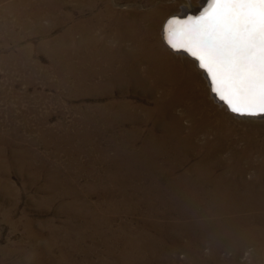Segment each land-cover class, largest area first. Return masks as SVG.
I'll use <instances>...</instances> for the list:
<instances>
[{
	"label": "rangeland",
	"instance_id": "374dc122",
	"mask_svg": "<svg viewBox=\"0 0 264 264\" xmlns=\"http://www.w3.org/2000/svg\"><path fill=\"white\" fill-rule=\"evenodd\" d=\"M56 1L57 2L53 0H0V110L3 109L4 112L9 114L24 113L22 116L27 129V131H25L26 143L29 145L32 140H38L37 146L32 144L30 145H32L33 149H37L38 153L40 152L39 155L42 162L41 166L43 167H41L42 171L40 172L37 183L29 182L30 178L27 177H29L30 174L26 177L24 186L25 189H23L20 185V178L14 171L12 173L14 179L13 177H11V179L12 184L17 185L14 186L15 194L13 193L12 196L7 198L5 201L0 199V264H4L2 261V251H5L9 245V247H17V245H19L24 249L29 247L30 239H28L29 237L27 234L29 231H38L40 234V244L42 245L43 249V261L46 264L52 263L51 258H53V256L65 260L64 263L69 262L72 258V261L69 264H78V262L79 264H174V262L175 264H264V232H259L258 229L259 225H264V195L262 193H254L255 187L259 188L262 183L264 184V117L260 119L244 120L230 115L226 117L227 119L220 117L218 122H216L214 116H211L210 114L209 117L211 118V121L209 123H212L214 126L212 128L208 127L206 129V126L201 125L200 128L194 132V134L189 136V128L193 126V124L194 126L195 124L198 125V122L204 118L202 113L198 110L199 108L197 104L202 105L203 101L207 103L209 102L206 101L207 99H205V97L201 94H199V100L201 98L203 101H194V104L189 102L183 96L181 99L182 102L176 104V109H173L175 115L177 116L178 122L181 125V130L179 132L180 136L174 140V142L176 141V144L174 143L173 147H163V152H161V149L158 150L159 152H156V154L161 153L166 155V159H163L162 156L154 157L158 163H153V159V162L148 169L151 171L148 174V180H146L145 183L134 180L135 184L137 183V186L140 187L141 190L138 195H136V197H132L134 199L130 198L127 201L130 204L129 206L131 207V210L123 212L125 209V205L123 206L124 199L121 198V195L116 194V192H119L116 187H119L120 190H124L126 182H130V178L126 177L124 179L125 175L123 170L119 168V166L113 163L111 164L110 161L106 163L104 162L102 164L99 162H97L99 164H93L94 167L91 170H93L92 172L94 174L91 173L88 175L89 170L87 169H90L91 167L86 168L87 164L91 166L93 160H96L98 152L97 150H94L92 155L90 149H78L75 147L78 140L75 138L77 137L75 132H77V130L82 131L83 129V126H81V123L79 122L81 116L80 108L85 106V104L93 103V101L102 100V102H104V100L106 99L105 101H107L108 98L111 100L113 98L120 97L119 89H116V87L110 91V95L101 94V96H95L96 94L85 93L77 90L72 86L73 83L70 76V67L68 66L71 57H73L72 51L74 45H77V43L83 41L87 34L94 37H100L102 0H92V3L90 0ZM76 1H78V3H76ZM180 7V2H174L173 4L169 3L166 13H180ZM42 8L46 9V11ZM173 15H170L165 19L163 28L167 20ZM74 22H78L77 24L80 25V29H78L77 32H74L73 28L71 27ZM83 22L84 24H82ZM85 47L86 45H81L79 57H82ZM143 93L135 91L132 94H128L126 97L133 100L134 103L139 102L145 104L147 107H153L155 105L154 100L157 98L158 92ZM186 105H189L192 109H188ZM164 107L166 108L165 105ZM166 114L168 115L169 113L165 112L164 116H166ZM195 119H197V122H194ZM129 125H135L137 127L139 126L142 134H147L152 127V123L150 121L140 119ZM153 128V131L156 132L155 135H161L162 130L159 127L155 126ZM245 132L247 133L245 134ZM217 134L218 139L216 138ZM73 136L74 138H72ZM185 136H187L186 139ZM91 140L93 141V138H91ZM213 144L215 145L213 146ZM112 153L113 152L110 150L107 151V154H110L111 157H113ZM202 158H204L205 161ZM162 160L166 161L164 162ZM191 164L193 167H191ZM230 164L235 165L233 167ZM111 167L113 171H111ZM218 168H220V170ZM160 171L162 172L160 173ZM108 174H110V176ZM72 177H77V186L83 189L85 188L84 190H86L87 194L83 195V198L86 197V199L91 204H95L96 202L100 201L102 204V200H104L103 205L105 207L106 200H108L110 197L107 199L103 198V195L101 194L103 189L101 181L103 180V182H106L107 180L112 179V187L114 191H116L115 198H110V200L107 201V204L110 205V207H113L112 211H117V213L112 211L107 212L108 210L106 211L105 207V209H102L101 207L99 210L98 208H92L89 210L82 209L81 211L84 210V213H81L80 217L77 219V212L75 209L77 210L79 208H76V203L74 204L73 202L74 197L71 194L73 190L67 191L66 188H63L60 184H57V181L62 178H67L66 180L70 181ZM219 177L221 178L219 179ZM193 180L195 182H193ZM225 180H228L227 183L224 182ZM152 181H154V184ZM191 181L192 183H190ZM113 184H117L118 186H113ZM206 189L209 190L206 191ZM66 192H69V194H66ZM258 201L259 203H257ZM63 203L68 205V207H64ZM185 205L186 207H184ZM216 207L217 209L215 210ZM182 209L184 211H182ZM236 209L237 211H235ZM7 213H9L8 217H6ZM97 213L98 215H96ZM94 216L95 218H93ZM107 217L109 220L106 219ZM80 218L88 220V223L86 225H81ZM211 222L214 223L212 224ZM105 224L108 226L107 228ZM77 225H80L79 229ZM246 226L247 228H245ZM104 229H108V231ZM179 229L181 230V233ZM208 230L212 231V235L208 233H205L206 235L204 234V232ZM66 231L67 233H65ZM185 231H188L187 234ZM241 232H243V235ZM257 232L259 233L257 234ZM104 233L107 235L105 236ZM144 233H147L146 236ZM106 237H109L108 240ZM67 240L70 242H66ZM192 240H194V242ZM182 245H185V247H182ZM84 249L85 251H83ZM226 250L228 251L226 252ZM69 252L73 253L69 254ZM155 252L157 254H155ZM211 252H213L214 257L212 254H210ZM79 256L80 258H77L76 260L75 258ZM49 260L51 261L49 262Z\"/></svg>",
	"mask_w": 264,
	"mask_h": 264
},
{
	"label": "bare ground",
	"instance_id": "6f19581e",
	"mask_svg": "<svg viewBox=\"0 0 264 264\" xmlns=\"http://www.w3.org/2000/svg\"><path fill=\"white\" fill-rule=\"evenodd\" d=\"M46 1V0H45ZM49 1V0H48ZM57 2L56 0H53ZM82 1V0H81ZM92 3V0H90ZM97 1V0H96ZM170 1V2H169ZM71 2V1H70ZM80 2V1H79ZM180 2V13H166L169 3ZM208 0H102V13L100 21V37L86 35L83 41L74 45L72 56L70 59V76L73 87L85 93L110 95V91L116 87L119 89V98L107 99L104 102L93 101L91 104H85L80 108V123L83 126L82 131L77 130L75 135L77 137L76 148L90 149L91 153L97 150L98 155L96 160L90 165L87 164L86 168L91 167L89 174L93 173V164L110 163L119 166L125 175L124 179L130 178V182H126L125 189L119 192L114 191L112 187V179L103 180L102 182V195L103 198H115L116 194L121 195L124 199L123 212L131 210L130 204L127 202L133 196L136 197L140 192V187L135 184V181L144 182L148 180V170L151 166L154 157L162 156L166 159V155L156 154V152L166 146L176 144V140L180 135L181 125L178 122L177 116L173 109L175 105L182 102L184 96L189 102L194 104V101H203L199 94L205 97L209 103L203 101L202 105H198V110L202 113V118L198 125L193 124L188 130V135L191 136L200 128L206 126V129L212 128L214 125L209 123L214 116L216 122L227 116L235 118L251 120L260 119L264 114L259 115H240L232 112L227 103L221 100L218 95L213 92L212 84L207 73L199 67V62L183 49H173L166 39V27L163 28L165 19L173 14L184 16L188 12L195 13L201 9ZM43 3V2H42ZM41 3V4H42ZM45 3V2H44ZM48 3V2H47ZM78 3V1H76ZM100 3V2H99ZM40 4V3H39ZM38 4V5H39ZM101 4V3H100ZM179 4V3H178ZM47 5V4H45ZM44 5V6H45ZM54 5V4H53ZM52 5V6H53ZM61 5V3H60ZM89 5V4H88ZM41 6V5H40ZM48 6V5H47ZM43 7V6H41ZM81 7V6H80ZM45 8V7H44ZM42 8L46 11V9ZM47 8V7H46ZM59 8V6H58ZM74 8V7H73ZM86 8V7H85ZM51 9V8H50ZM39 10V9H38ZM57 10V8H56ZM37 11V10H36ZM49 11V10H48ZM67 11V10H66ZM80 11V10H79ZM88 11V10H87ZM52 13V12H51ZM80 13V12H79ZM78 13V14H79ZM69 14V13H67ZM89 14V13H88ZM92 14V13H91ZM46 15V13H45ZM59 15V14H58ZM74 15V14H73ZM88 16V15H87ZM49 17V16H48ZM64 17V16H63ZM79 17V16H78ZM83 17V16H82ZM81 17V18H82ZM60 18V17H59ZM87 18V17H86ZM76 19V18H75ZM40 20V19H39ZM84 20V19H83ZM82 20V21H83ZM64 21V20H63ZM74 21V20H73ZM57 22V21H56ZM55 22V23H56ZM61 22V21H60ZM81 22V21H80ZM50 23V21H49ZM78 22H74L71 26L74 32L80 29ZM70 24V23H69ZM84 24V22L82 23ZM86 24V23H85ZM61 25V24H60ZM59 26V25H58ZM50 28V27H47ZM48 31V30H47ZM49 32V31H48ZM61 33V32H60ZM60 35V34H59ZM60 38V37H59ZM81 45H86L82 57H79L81 52ZM62 51V50H61ZM67 52V51H66ZM68 53V52H67ZM58 54V53H57ZM66 54V53H65ZM69 57V56H68ZM67 57V58H68ZM63 58V57H62ZM61 60V59H60ZM65 64V63H64ZM65 67V66H64ZM67 69V68H66ZM62 75V74H61ZM67 75V74H66ZM64 76V75H63ZM64 80V79H63ZM69 80V78H68ZM67 82V81H66ZM70 82V81H69ZM70 90V89H69ZM75 90V91H77ZM74 91V92H75ZM135 91L144 93L158 92L157 98L154 100L153 107H147L143 103L136 102L128 99L126 96ZM72 92V90H71ZM81 92V93H82ZM117 92V91H116ZM76 93V92H75ZM143 93V94H144ZM79 94V93H78ZM77 94V95H78ZM90 94V95H91ZM86 95V94H85ZM89 95V96H90ZM141 95V94H140ZM81 96V95H80ZM110 97V96H109ZM115 97V96H114ZM95 98V97H94ZM154 98V97H153ZM147 99V98H146ZM204 99V100H205ZM94 100V99H93ZM97 100V99H96ZM136 101V100H135ZM134 104H133V103ZM143 102V101H142ZM87 103V102H85ZM145 103V102H144ZM83 104V103H82ZM81 104V105H82ZM153 104V103H152ZM166 106V108L164 107ZM80 106V105H79ZM188 109H192L186 105ZM176 109V108H175ZM79 110V109H78ZM165 112L169 113L164 116ZM177 112V111H176ZM190 112V111H189ZM226 112V114H225ZM139 113V115H138ZM24 114V113H23ZM23 114L14 113L9 114L0 110V199L5 201L10 198L15 192L12 184V173L15 171L20 178L21 186H25L26 177L29 175V182L37 183L41 170L42 162L37 149H33L32 145H38V140H32L30 144L26 143L25 131H27ZM179 115V114H177ZM138 119L150 121L152 127L147 134H142L139 126L129 125L136 122ZM227 119V118H226ZM194 120V119H193ZM225 120V119H224ZM237 121V120H236ZM181 122V121H180ZM194 122H197L195 119ZM221 123V122H220ZM224 123V122H223ZM184 124V123H183ZM216 125V124H215ZM159 127L162 132L161 135H155L153 127ZM253 128V127H252ZM78 129V127H77ZM225 129V128H224ZM222 130V128H221ZM156 131V130H155ZM147 132V131H145ZM223 132V131H222ZM243 132V131H242ZM83 133V134H81ZM85 133V134H84ZM159 133V132H158ZM224 133V132H223ZM247 132H245L246 134ZM255 133V132H254ZM73 135V134H72ZM198 136V135H197ZM202 136V135H201ZM231 136V135H230ZM32 137V136H31ZM34 137V136H33ZM212 137V136H211ZM36 138V137H35ZM70 138V137H69ZM74 138V136L72 137ZM93 138V141L91 140ZM187 136H185V139ZM218 139V134L216 136ZM224 139V138H223ZM64 140V139H63ZM72 140V139H71ZM254 140V139H253ZM28 141V140H27ZM204 141V140H203ZM206 141V139H205ZM209 141V140H208ZM183 142V141H182ZM186 142V141H185ZM195 143V142H194ZM232 143V142H231ZM71 144V143H70ZM184 144V143H183ZM188 144V143H185ZM209 144V143H208ZM230 144V143H229ZM195 145V144H194ZM215 144H213L214 146ZM90 146V147H89ZM189 146V145H188ZM208 146V145H207ZM224 146V145H223ZM222 146V147H223ZM242 146V145H241ZM182 147V146H181ZM202 147V146H201ZM229 147V146H227ZM40 148V147H39ZM176 148V147H175ZM178 148V146H177ZM195 148V147H194ZM242 148V147H241ZM248 148V147H247ZM169 149V148H168ZM184 149V148H183ZM84 150V149H83ZM112 151L113 157L107 154V151ZM175 150V149H174ZM180 150V149H179ZM202 150V149H201ZM205 150V148H204ZM215 150V149H214ZM246 150V149H244ZM79 151V150H78ZM89 151V152H90ZM183 151V150H182ZM195 151V150H194ZM159 152V151H158ZM178 152V151H177ZM210 152V151H209ZM236 152V151H235ZM243 152V151H242ZM74 153V152H73ZM189 153V152H188ZM240 153V152H239ZM79 154V153H78ZM184 154V153H183ZM187 154V153H186ZM191 154V153H190ZM200 154V153H199ZM204 154V153H203ZM212 154V153H211ZM222 154V153H221ZM253 154V153H252ZM93 155V153H92ZM169 155V154H168ZM175 155V154H174ZM193 155V154H192ZM217 155V154H216ZM215 155V156H216ZM227 155V154H226ZM255 155V154H254ZM72 156V155H71ZM84 156V155H83ZM184 156V155H183ZM214 156V155H211ZM42 157V156H41ZM80 157V156H79ZM89 157V156H88ZM91 157V156H90ZM169 157V156H168ZM244 157V156H243ZM248 157V156H247ZM179 158V156H178ZM206 158V157H205ZM209 158V157H208ZM232 158V157H231ZM250 158V157H249ZM86 159V158H85ZM170 159V158H169ZM204 159V158H202ZM210 159V158H209ZM213 159V158H212ZM216 159V158H215ZM223 159V158H222ZM168 160V159H167ZM84 161V159H83ZM159 161V160H158ZM164 161V160H162ZM161 161V162H162ZM166 161V160H165ZM164 161V162H165ZM205 161V159H204ZM239 161V160H238ZM249 161V160H248ZM264 161V159H263ZM79 162V161H78ZM81 162V161H80ZM85 162V161H84ZM157 162L154 159L155 163ZM198 162V161H197ZM218 162V161H217ZM262 162V161H261ZM97 163V164H99ZM158 163V162H157ZM189 163V162H188ZM214 163V162H213ZM238 163V162H237ZM90 164V163H89ZM108 164V163H107ZM171 164V163H170ZM186 164V163H185ZM193 164V162H192ZM191 164V167H193ZM195 164V163H194ZM210 164V163H209ZM217 164V163H216ZM47 165V164H46ZM79 165V164H78ZM105 165V164H104ZM159 165V164H158ZM164 165V163H163ZM162 165V166H163ZM205 165V164H204ZM234 167L233 164H230ZM257 165V164H256ZM86 166V164H85ZM108 166V165H107ZM167 166V164H166ZM218 166V165H217ZM222 166V165H221ZM253 166V165H252ZM262 166V165H261ZM50 167V166H49ZM113 167V166H112ZM111 167V171L112 170ZM165 167V166H164ZM178 167V166H177ZM187 167V166H186ZM206 167V166H205ZM239 167V166H238ZM43 168V167H42ZM47 168V167H46ZM53 168V166H52ZM58 168V167H57ZM153 168V166H152ZM217 168V167H216ZM222 168V167H221ZM226 168V166H225ZM242 168V167H241ZM79 169V168H78ZM85 169V167H84ZM116 169V168H115ZM167 169V168H166ZM197 169V167H196ZM215 169V167H214ZM220 170V168H218ZM227 169V168H226ZM255 169V168H254ZM49 170V169H47ZM168 170V169H167ZM206 170V169H205ZM211 170V169H210ZM53 171V170H52ZM57 171V170H56ZM60 171V170H59ZM118 171V170H117ZM121 171V170H120ZM155 171V170H154ZM157 171V170H156ZM174 171V170H173ZM190 171V170H189ZM204 171V170H203ZM207 171V170H206ZM209 171V170H208ZM236 171V170H235ZM252 171V169H251ZM46 172V171H45ZM76 172V171H73ZM85 172V171H84ZM107 172V171H106ZM162 171H160L161 173ZM191 172V171H190ZM198 172V171H196ZM216 172V171H215ZM222 172V171H221ZM44 173V172H43ZM56 173V172H55ZM82 173V172H81ZM96 173V172H95ZM110 173V172H109ZM118 173V172H117ZM122 173V172H121ZM152 173V172H151ZM171 173V172H170ZM186 173V172H185ZM210 173V172H209ZM224 173V172H223ZM222 173V174H223ZM237 173V172H236ZM59 174V173H58ZM70 174V173H69ZM94 174V173H93ZM107 174V173H106ZM190 174V173H189ZM196 174V173H195ZM205 174V173H203ZM208 174V173H206ZM217 174V173H215ZM229 174V172H228ZM258 174V173H257ZM44 175V174H43ZM68 175V174H67ZM97 175V174H96ZM104 175V174H103ZM110 176V174H108ZM116 175V174H115ZM154 175V174H153ZM181 175V174H180ZM193 175V174H192ZM214 175V173H213ZM218 175V174H217ZM216 175V176H217ZM241 175V173H240ZM244 175V174H243ZM251 175V174H250ZM259 175V174H258ZM256 175V176H258ZM262 175V173H261ZM49 176V175H48ZM61 176V175H60ZM95 176V175H93ZM122 176V175H121ZM120 176V177H121ZM150 176V175H149ZM166 176V175H165ZM168 176V175H167ZM203 176V175H202ZM263 176V175H262ZM16 177V176H15ZM98 177V176H97ZM160 177V176H158ZM178 177V176H177ZM207 177V176H206ZM205 177V178H206ZM244 177V176H243ZM57 178V177H56ZM77 178V177H76ZM76 178H62L57 181V184L66 188L67 191H72L73 202L76 203L75 211L77 212V219L80 217L82 209H92L102 207L100 202L91 204L86 197L87 192L83 188L77 186ZM99 178V177H98ZM102 178V177H101ZM104 178V177H103ZM118 178V177H117ZM166 178V177H165ZM169 178V176H168ZM175 178V177H174ZM195 178V176H194ZM193 178V179H194ZM221 177H219L220 179ZM231 178V177H230ZM228 178V179H230ZM251 178V177H250ZM256 178V177H255ZM258 178V177H257ZM262 178V177H261ZM59 179V178H58ZM95 179V178H94ZM108 179V178H107ZM132 179V180H131ZM150 179V178H149ZM155 179V177H154ZM171 179V177H170ZM192 179V178H191ZM203 179V178H202ZM218 179V181H219ZM244 179V178H243ZM260 179V178H259ZM41 180V179H39ZM169 180V179H168ZM176 180V178H175ZM182 180V179H181ZM189 180V179H188ZM254 180V179H253ZM252 180V182H253ZM56 181V180H55ZM160 181V180H159ZM183 181V180H182ZM203 181V180H202ZM228 181V180H227ZM225 180L224 182L227 183ZM235 181V180H234ZM51 182V181H50ZM99 182V181H98ZM154 184V181H152ZM150 182V183H152ZM162 182V181H161ZM167 182V181H166ZM172 182V181H171ZM193 182H195L193 180ZM210 182V181H209ZM236 182V181H235ZM14 183V182H13ZM28 183V182H27ZM85 183V182H84ZM88 183V182H87ZM168 183V182H167ZM181 183V182H180ZM185 183V182H183ZM192 183V181L190 182ZM207 183V182H206ZM233 183V182H232ZM231 183V184H232ZM245 183V182H244ZM17 184V183H16ZM53 184V183H52ZM89 184V183H88ZM119 184V183H118ZM142 184V183H141ZM163 184V183H162ZM224 184V183H223ZM235 184V183H234ZM233 184V185H234ZM240 184V183H239ZM41 185V184H40ZM123 185V184H122ZM144 185V184H143ZM158 185V184H157ZM160 185V184H159ZM165 185V184H164ZM198 185V184H197ZM209 185V184H208ZM212 185V184H211ZM227 185V184H225ZM244 185V184H243ZM253 185V184H252ZM257 185V184H256ZM259 185V184H258ZM19 186V185H18ZM27 186V185H26ZM37 186V185H36ZM39 186V185H38ZM50 186V185H49ZM54 186V185H53ZM60 186V188H61ZM92 186V185H91ZM113 186H118L113 184ZM145 186V185H144ZM183 186V184H182ZM205 186V185H204ZM214 186V185H213ZM143 187V186H142ZM148 187V186H147ZM165 187V186H164ZM192 187V186H191ZM197 187V186H196ZM245 187V186H244ZM18 188V187H17ZM55 188V187H54ZM115 188V187H114ZM216 188V187H215ZM223 188V187H222ZM221 188V189H222ZM226 188V187H225ZM235 188V187H234ZM246 188V187H245ZM22 189V190H23ZM43 189V188H42ZM92 189V188H91ZM190 189V188H189ZM210 189V188H209ZM208 189V190H209ZM214 189V188H213ZM237 189V188H236ZM239 189V187H238ZM237 189V190H238ZM243 189V188H242ZM247 189V188H246ZM90 190V189H89ZM185 190V189H183ZM187 190V189H186ZM192 190V189H191ZM206 189V191H208ZM219 190V189H218ZM231 190V188H230ZM54 191V190H53ZM155 191V190H154ZM153 191V192H154ZM182 191V190H181ZM215 191V190H214ZM217 191V190H216ZM221 191V190H220ZM235 191V190H234ZM250 191V190H249ZM25 192V191H24ZM35 192V191H34ZM91 192V191H90ZM95 192V191H94ZM152 192V191H151ZM176 192V191H175ZM213 192V191H210ZM232 192V191H231ZM167 193V192H166ZM181 193V192H180ZM207 193V192H206ZM217 193V192H216ZM220 193V192H219ZM238 193V192H237ZM242 193V192H241ZM239 193V194H241ZM255 194L264 195V184L262 183L259 188L255 187ZM15 194V193H14ZM40 194V193H39ZM69 194V192H66ZM65 194V195H66ZM89 194V193H88ZM151 194V193H150ZM154 194V193H153ZM159 194V193H158ZM188 194V193H187ZM203 194V193H202ZM201 194V195H202ZM233 194V193H232ZM236 194V193H235ZM249 194V192H248ZM17 195V194H16ZM142 195V194H141ZM140 195V196H141ZM190 195V194H189ZM219 195V194H218ZM244 195V192H243ZM19 196V195H18ZM60 196V195H59ZM99 196V195H98ZM152 196V195H151ZM170 196V195H169ZM200 196V195H198ZM212 196V195H211ZM217 196V195H216ZM233 196V195H232ZM249 196V195H246ZM14 197V196H13ZM88 197V196H87ZM148 197V196H147ZM155 197V196H154ZM167 197V196H166ZM178 197V196H177ZM187 197V196H186ZM193 197V196H192ZM191 197V198H192ZM206 197V196H205ZM213 197V196H212ZM237 197V196H236ZM255 197V196H254ZM258 197V196H257ZM101 198V196H100ZM99 198V199H100ZM110 198L108 200H110ZM139 198V197H138ZM160 198V197H159ZM214 198V197H213ZM221 198V197H220ZM226 198V197H225ZM241 198V197H240ZM247 198V197H245ZM17 199V198H16ZM134 199V198H132ZM223 199V198H222ZM250 199V198H249ZM252 199V196H251ZM263 199V198H262ZM14 200V199H13ZM71 200V199H70ZM106 211L111 212L113 207L107 204ZM175 200V199H174ZM229 200V199H228ZM241 200V199H240ZM245 200V199H244ZM243 200V201H244ZM259 200V199H258ZM261 200V199H260ZM96 201V200H95ZM138 201V200H137ZM182 201V200H181ZM216 201V200H215ZM38 202V201H37ZM68 202V201H67ZM93 202V201H92ZM130 202V201H129ZM202 202V201H201ZM217 202V201H216ZM222 202V201H221ZM226 202V201H225ZM262 202V201H261ZM15 203V202H14ZM72 203V202H71ZM141 203V202H140ZM214 203V202H213ZM237 203V202H236ZM244 203V202H243ZM259 203V201L257 202ZM264 203V202H263ZM64 204V203H63ZM70 204V203H69ZM73 204V203H72ZM176 204V203H175ZM232 204V203H231ZM234 204V203H233ZM8 205V204H7ZM12 205V204H11ZM132 205V204H131ZM139 205V204H138ZM236 205V204H235ZM246 205V204H245ZM251 205V204H250ZM64 207L68 205L64 204ZM141 206V205H140ZM139 206V207H140ZM197 206V205H196ZM206 206V205H205ZM212 206V205H211ZM217 206V205H216ZM225 206V205H224ZM228 206V205H227ZM241 206V205H240ZM260 206V205H259ZM263 206V205H262ZM138 207V208H139ZM147 207V206H146ZM151 207V206H150ZM176 207V206H175ZM186 207V205L184 206ZM192 207V206H191ZM221 207V206H220ZM230 207V206H229ZM233 207V206H232ZM248 207V206H247ZM255 207V206H254ZM257 207V206H256ZM104 208V209H105ZM137 208V209H138ZM152 208V207H151ZM182 208V207H181ZM196 208V207H195ZM235 208V206H234ZM238 208V207H237ZM250 208V206H249ZM263 208V207H262ZM64 209V208H63ZM67 209V208H66ZM73 209V208H72ZM136 209V210H137ZM192 209V208H191ZM208 209V208H207ZM217 207L215 208V210ZM227 209V208H226ZM232 209V208H231ZM239 209V208H238ZM245 209V207H244ZM139 210V209H138ZM155 210V208H154ZM187 210V209H186ZM225 210V209H224ZM230 210V209H229ZM242 210V209H241ZM15 211V209H14ZM93 211V210H92ZM104 211V210H103ZM150 211V210H149ZM178 211V210H177ZM182 211H184L182 209ZM189 211V210H188ZM196 211V210H195ZM214 211V210H213ZM219 211V210H217ZM221 211V210H220ZM237 211V209L235 210ZM249 211V210H248ZM10 212V211H9ZM94 212V211H93ZM117 213V211H112ZM139 212V211H138ZM142 212V211H141ZM210 212V211H209ZM254 212V211H253ZM263 212V211H262ZM4 213V212H3ZM75 213V212H72ZM89 213V212H88ZM133 213V212H132ZM188 213V212H187ZM204 213V212H202ZM201 213V214H202ZM213 213V212H212ZM222 213V212H221ZM227 213V212H226ZM229 213V212H228ZM249 213V212H248ZM255 213V212H254ZM260 213V212H259ZM6 214V217H8ZM106 214V213H105ZM114 214V213H113ZM119 214V213H118ZM184 214V213H183ZM86 215V213H85ZM98 215V213L96 214ZM109 215V214H107ZM115 215V214H114ZM222 215V214H221ZM240 215V213H239ZM238 215V216H239ZM244 215V214H243ZM89 216V214H88ZM91 216V215H90ZM101 216V215H100ZM214 216V215H213ZM225 216V215H224ZM247 216V215H246ZM5 217V218H6ZM74 217V216H73ZM99 217V216H98ZM142 217V216H141ZM184 217V215H183ZM189 217V216H188ZM194 217V216H193ZM227 217V216H226ZM243 217V216H242ZM254 217V216H253ZM257 217V216H256ZM95 218V216L93 217ZM97 218V217H96ZM104 218V217H103ZM117 218V217H116ZM203 218V217H202ZM201 218V219H202ZM224 218V217H223ZM10 219V218H9ZM75 219V218H74ZM108 219V217L106 218ZM185 219V218H182ZM190 219V218H189ZM188 219V220H189ZM193 219V218H192ZM205 219V218H204ZM212 219V218H211ZM221 219V217H220ZM226 219V218H225ZM224 219V220H225ZM234 219V218H233ZM249 219V218H248ZM7 220V219H6ZM39 220V219H38ZM73 220V219H72ZM71 220V222H72ZM101 220V219H100ZM109 220V219H108ZM151 220V219H150ZM235 220V219H234ZM237 220V219H236ZM244 220V219H243ZM81 225H86L88 220L80 218ZM92 221V220H91ZM90 221V222H91ZM95 221V220H94ZM147 221V220H146ZM190 221V220H189ZM193 221V220H191ZM220 221V220H219ZM241 221V220H240ZM248 221V220H247ZM11 222V221H10ZM104 222V221H103ZM102 222V223H103ZM149 222V221H148ZM200 222V221H199ZM210 222V221H209ZM234 222V221H233ZM236 222V221H235ZM261 222V221H260ZM73 223V222H72ZM109 223V222H106ZM146 223V222H145ZM154 223V222H153ZM193 223V222H192ZM191 223V224H192ZM207 223V222H206ZM205 223V224H206ZM212 223V222H211ZM214 223V222H213ZM212 223V224H213ZM229 223V222H228ZM247 223V222H246ZM256 223V222H255ZM259 223V222H258ZM68 224V223H67ZM147 224V223H146ZM211 224V225H212ZM216 224V223H215ZM70 225V224H69ZM106 225V224H105ZM109 225V224H108ZM144 225V224H143ZM142 225V226H143ZM149 225V224H148ZM177 225V224H176ZM189 225V224H188ZM224 225V224H223ZM226 225V224H225ZM230 225V224H229ZM249 225V224H248ZM247 225V226H248ZM251 225V224H250ZM67 226V225H66ZM76 226V225H75ZM78 226V225H77ZM80 226V225H79ZM78 226V229H79ZM98 226V225H97ZM103 226V225H102ZM210 226V225H209ZM243 226V225H242ZM247 226L245 228H247ZM88 227V226H87ZM108 226L106 225V228ZM111 227V226H110ZM109 227V228H110ZM153 227V226H152ZM187 227V226H186ZM190 227V226H189ZM219 227V226H218ZM226 227V226H225ZM252 227V226H251ZM83 228V227H81ZM125 228V227H124ZM182 228V227H181ZM184 228V227H183ZM204 228V227H203ZM213 228V227H212ZM211 228V229H212ZM236 228V227H235ZM67 229V228H66ZM77 229V228H76ZM87 229V228H86ZM127 229V228H126ZM201 229V227H200ZM217 229V228H216ZM215 229V230H216ZM221 229V228H220ZM226 229V228H225ZM259 232H264V225H259ZM74 230V229H73ZM92 230V229H91ZM98 230V229H97ZM106 230V229H104ZM180 230V229H179ZM240 230V229H239ZM70 231V229H69ZM68 231V232H69ZM87 231V230H86ZM94 231V230H93ZM108 231V229L106 230ZM183 231V229H182ZM190 231V230H189ZM233 231V230H232ZM238 231V230H237ZM254 231V229H253ZM73 232V231H72ZM75 232V230H74ZM174 232V231H173ZM186 232V231H185ZM188 232V231H187ZM186 232V234H187ZM196 232V231H194ZM226 232V231H225ZM257 232V234L259 233ZM67 233V231L65 232ZM93 233V232H92ZM97 233V232H96ZM103 233V232H102ZM111 233V232H110ZM181 233V230H180ZM192 233V232H190ZM202 233V232H201ZM200 233V234H201ZM205 233L211 234L212 231L208 230ZM227 233V232H226ZM236 233V232H235ZM243 232H241L242 234ZM247 233V232H246ZM250 233V232H249ZM28 239L30 245L27 249L17 245V247H7L3 252L2 261L4 264H46L43 261V249L40 244V234L38 231H29ZM80 234V233H78ZM145 234V233H144ZM147 234V233H146ZM145 234V236H146ZM172 234V233H171ZM176 234V233H175ZM185 234V236H186ZM198 234V233H197ZM220 234V233H219ZM233 234V233H231ZM245 234V233H244ZM55 235V234H54ZM59 235V234H57ZM73 235V234H72ZM97 235V234H96ZM101 235V234H100ZM105 235V233H104ZM107 235V234H106ZM105 235V236H106ZM206 235V234H205ZM212 235V234H211ZM243 235V234H242ZM250 235V234H249ZM84 236V235H83ZM87 236V235H85ZM175 236V235H174ZM181 236V235H179ZM193 236V235H192ZM199 236V235H198ZM202 236V235H201ZM218 236V234H217ZM220 236V235H219ZM226 236V235H225ZM63 237V236H62ZM76 237V235H75ZM90 237V236H88ZM93 237V236H92ZM111 237V236H110ZM113 237V236H112ZM119 237V236H117ZM148 237V236H147ZM188 237V235H187ZM204 237V236H202ZM209 237V236H208ZM213 237V236H212ZM247 237V236H246ZM258 237V236H257ZM260 237V236H259ZM55 238V236H54ZM69 238V237H68ZM102 238V236H101ZM107 240L109 237H106ZM114 238V237H113ZM177 238V237H176ZM184 238V236H183ZM199 238V237H198ZM228 238V237H227ZM232 238V236H231ZM241 238V237H240ZM249 238V237H248ZM263 238V237H262ZM143 239V238H142ZM149 239V238H148ZM191 239V237H190ZM246 239V238H245ZM257 239V238H256ZM259 239V238H258ZM52 240V238H51ZM81 240V239H80ZM79 240V241H80ZM86 240V239H85ZM91 240V239H90ZM99 240V239H98ZM106 240V239H105ZM104 240V241H105ZM116 240V239H115ZM114 240V241H115ZM127 240V239H126ZM154 240V239H153ZM165 240V239H164ZM171 240V239H170ZM180 240V239H179ZM240 240V239H239ZM238 240V241H239ZM254 240V239H253ZM53 241V240H52ZM51 241V242H52ZM83 241V240H82ZM94 241V240H93ZM111 241V240H110ZM148 241V240H147ZM151 241V240H150ZM175 241V240H174ZM184 241V240H183ZM194 242V240H192ZM191 241V242H192ZM210 241V240H209ZM222 241V240H220ZM233 241V240H232ZM264 241V239H263ZM50 242V241H48ZM56 242V240H55ZM70 242V241H66ZM81 242V241H80ZM108 242V241H106ZM113 242V240H112ZM125 242V241H124ZM146 242V241H145ZM153 242V241H152ZM190 242V243H191ZM202 242V241H201ZM204 242V241H203ZM206 242V241H205ZM217 242V241H216ZM236 242V239H235ZM249 242V241H247ZM57 243V242H56ZM115 243V242H114ZM147 243V242H146ZM151 243V242H150ZM196 243V242H195ZM207 243V242H206ZM220 243V242H219ZM246 243V242H245ZM51 244V243H50ZM55 244V243H54ZM71 244V243H70ZM106 244V243H105ZM109 244V243H108ZM107 244V245H108ZM172 244V243H171ZM181 244V243H180ZM193 244V243H192ZM197 244V243H196ZM205 244V243H204ZM230 244V243H229ZM233 244V243H232ZM231 244V245H232ZM239 244V243H238ZM256 244V243H255ZM5 245V244H4ZM27 245V244H26ZM154 245V244H153ZM161 245V244H160ZM213 245V244H212ZM223 245V244H222ZM230 245V246H231ZM246 245V244H245ZM249 245V244H248ZM50 246V245H49ZM54 246V245H53ZM84 246V244H83ZM115 246V245H114ZM146 246V245H145ZM185 245H182V247ZM200 246V245H199ZM211 246V245H210ZM143 247V246H142ZM152 247V246H151ZM157 247V246H156ZM160 247V246H159ZM163 247V246H162ZM170 247V246H169ZM204 247V246H203ZM256 247V246H255ZM3 248V245H2ZM47 248V247H45ZM53 248V247H52ZM79 248V246H78ZM133 248V247H132ZM166 248V247H165ZM178 248V247H177ZM202 248V247H201ZM215 248V247H214ZM233 248V246H232ZM244 248V247H243ZM258 248V247H257ZM59 249V247H58ZM92 249V248H91ZM145 249V248H144ZM148 249V248H147ZM160 249V248H159ZM158 249V250H159ZM180 249V248H179ZM186 249V248H185ZM188 249V248H187ZM204 249V248H203ZM246 249V248H245ZM49 250V249H48ZM78 250V249H77ZM112 250V249H111ZM140 250V249H139ZM162 250V249H161ZM165 250V249H164ZM182 250V249H181ZM180 250V251H181ZM195 250V249H192ZM229 250V249H228ZM226 250V252L228 251ZM233 250V249H232ZM240 250V249H239ZM257 250V249H256ZM1 251V250H0ZM52 251V250H51ZM63 251V250H62ZM67 251V250H66ZM69 251V250H68ZM85 251V249L83 250ZM148 251V250H147ZM168 251V250H167ZM172 251V249H171ZM190 251V250H189ZM215 251V250H214ZM230 251V250H229ZM235 251V249H234ZM237 251V250H236ZM75 252V251H74ZM87 252V251H86ZM114 252V251H113ZM150 252V251H149ZM164 252V251H163ZM68 253V252H67ZM73 253V252H71ZM69 252V254H71ZM89 253V252H88ZM112 253V252H111ZM189 253V252H188ZM199 253V252H198ZM206 253V252H205ZM257 253V252H255ZM262 253V251H261ZM82 254V253H81ZM155 254H157L155 252ZM213 256V252H211ZM216 254V253H215ZM237 254V253H236ZM250 254V253H249ZM15 255V256H13ZM77 255V254H76ZM108 255V254H106ZM163 255V254H162ZM200 255V254H199ZM263 255V254H262ZM1 256V255H0ZM65 256V255H64ZM70 256V255H69ZM83 256V255H81ZM85 256V255H84ZM152 256V255H151ZM155 256V255H154ZM231 256V255H230ZM45 257V256H44ZM66 257V256H65ZM75 257V256H74ZM115 257V256H113ZM156 257V256H155ZM160 257V256H159ZM173 257V255H172ZM194 257V256H193ZM210 257V256H209ZM214 257V256H213ZM229 257V256H226ZM233 257V256H232ZM257 257V256H256ZM71 258V257H70ZM79 257H76L77 260ZM84 258V257H83ZM86 258V257H85ZM89 258V257H88ZM87 258V259H88ZM168 258V257H167ZM171 258V257H170ZM192 258V257H191ZM204 258V257H202ZM211 258V257H210ZM1 259V258H0ZM91 259V257H90ZM227 259V258H226ZM229 259V258H228ZM232 259V258H231ZM259 259V258H257ZM263 259V258H262ZM52 263L49 264H69L64 263L65 260L51 258ZM49 260V262L51 261ZM56 260V262H55ZM85 260V259H84ZM83 260V262H84ZM193 260V259H192ZM202 260V259H200ZM215 260V259H214ZM230 260V259H229ZM234 260V259H233ZM252 260V259H251ZM79 261V260H78ZM91 261V260H90ZM143 261V260H142ZM146 261V260H145ZM186 261V260H185ZM184 261V262H185ZM209 261V260H208ZM217 261V260H216ZM215 261V262H216ZM250 261V260H249ZM253 261V260H252ZM47 262V261H46ZM170 262V261H169ZM173 262V260H172ZM213 262V261H211ZM210 262V263H211ZM219 262V261H217ZM227 262V261H226ZM241 262V261H240ZM243 262V261H242ZM245 262V260H244ZM257 262V260H256ZM263 262V261H262ZM90 263V262H89ZM200 263V262H199ZM233 263V262H232ZM238 263V262H237ZM248 263V262H247ZM79 264V262H78ZM175 264V262H174ZM180 264V263H179ZM198 264V263H197ZM215 264V263H214ZM218 264V263H217ZM220 264V263H219ZM229 264V263H228Z\"/></svg>",
	"mask_w": 264,
	"mask_h": 264
},
{
	"label": "snow or ice",
	"instance_id": "6c2138e0",
	"mask_svg": "<svg viewBox=\"0 0 264 264\" xmlns=\"http://www.w3.org/2000/svg\"><path fill=\"white\" fill-rule=\"evenodd\" d=\"M166 39L199 62L232 112L264 114V0H208L197 18L170 20Z\"/></svg>",
	"mask_w": 264,
	"mask_h": 264
},
{
	"label": "water",
	"instance_id": "95a60500",
	"mask_svg": "<svg viewBox=\"0 0 264 264\" xmlns=\"http://www.w3.org/2000/svg\"><path fill=\"white\" fill-rule=\"evenodd\" d=\"M208 7V2L201 8V9H199V10H197L195 13H192V12H188V13H186L184 16H180V15H178V14H176V15H173V16H171L168 20H167V22H166V24L170 21V20H173V19H175V20H179V21H185V20H188V19H195V18H197L199 15H201L202 13H203V11L206 9ZM165 24V25H166ZM187 52V51H186ZM187 53H189V52H187ZM190 54V53H189ZM191 55V54H190ZM193 57V56H192ZM212 84V83H211ZM213 87V86H212ZM230 109V108H229Z\"/></svg>",
	"mask_w": 264,
	"mask_h": 264
}]
</instances>
